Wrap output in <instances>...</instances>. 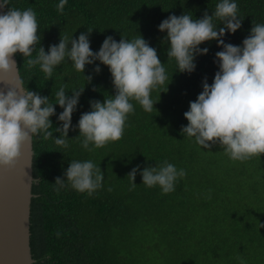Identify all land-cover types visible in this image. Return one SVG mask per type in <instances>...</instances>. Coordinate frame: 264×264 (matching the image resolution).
Returning a JSON list of instances; mask_svg holds the SVG:
<instances>
[{
    "label": "trees",
    "instance_id": "1",
    "mask_svg": "<svg viewBox=\"0 0 264 264\" xmlns=\"http://www.w3.org/2000/svg\"><path fill=\"white\" fill-rule=\"evenodd\" d=\"M220 0H67L63 14L59 0H10L20 10L31 7L38 21L40 44L47 52L59 43L60 35L77 38L92 29L90 46L98 51L104 39L112 36L132 39L138 34L164 64L169 80L151 94V113L135 102L122 139L87 151L81 147L76 128L82 113L90 111V101L103 102L114 96L111 75L99 64L86 65L77 72L70 60L54 69L46 79L39 66L28 71L24 58L15 56L25 88L54 101L61 84L67 95L84 87L67 148L52 139L32 140V199L30 208V247L33 264H264V155L246 161H233L219 145L211 150L198 146L181 133L187 125L184 113L202 91L205 80L211 85L219 70L215 54L222 48L217 41L196 56L192 73H179L174 60L166 55V32L159 24L169 15L190 13L200 19L211 15ZM242 26L226 33L225 43L240 46L249 35L252 22L264 23V0H235ZM219 27V21L215 22ZM35 55V53H34ZM92 76L90 83L83 76ZM167 83H169L167 85ZM56 107L53 128L60 127ZM53 131V139L59 133ZM90 147H94L90 145ZM92 160L103 172L102 187L91 196L70 187L57 192L54 182L63 177L73 161ZM167 161L186 176L178 179L175 190L163 194L159 187L148 188L139 171ZM140 166L130 190L127 174ZM109 188L111 191H109Z\"/></svg>",
    "mask_w": 264,
    "mask_h": 264
},
{
    "label": "clouds",
    "instance_id": "2",
    "mask_svg": "<svg viewBox=\"0 0 264 264\" xmlns=\"http://www.w3.org/2000/svg\"><path fill=\"white\" fill-rule=\"evenodd\" d=\"M66 4L67 0H59L57 11L63 14ZM216 21L223 26L218 28ZM241 26L235 0H220L211 15L205 12L200 19H194L190 13L169 15L158 26L161 33L167 34L166 55L169 61H175L179 73L195 70L196 56L208 52L200 45L217 41V47L222 48L215 54L219 70L211 85L205 78L202 91L189 103L184 113L187 125L182 126L181 133L204 149L219 145L233 161L264 155V23L252 22L242 45L225 43V34H234ZM38 28L37 15L31 7L20 10L11 7L10 0H0V83L6 85L0 90V169L14 168L21 148L30 144L34 136L45 141L52 139L55 145L67 148L72 115L84 91V87L73 90L69 96L67 85L61 84L52 101L25 88L15 60L17 54L24 58L26 70L39 66L46 79L66 59L79 73L97 61L94 73L101 71L99 65L108 69L115 95L104 98L102 103L90 101L91 110L82 113L76 125L81 147L89 152L122 139L127 118L134 112L132 101L143 111L153 112L157 102L151 94L169 80L157 50L139 34L132 39L121 37L119 42L108 36L94 52L89 41L92 29H88L77 38L60 35L59 43L50 45L46 52L42 46L37 47L41 41ZM83 78L87 83L92 80L91 75ZM55 106L62 109L57 116L61 126L53 128L50 118L56 115ZM50 129L59 137L53 139ZM139 170L137 165L127 174L130 190L136 187ZM139 174L146 187H159L163 194H168L175 190L177 180L186 176V171L164 161L158 166L144 167ZM103 179V172L92 160H73L53 185L57 192L70 187L91 196L102 187ZM257 227L264 228V223L257 221Z\"/></svg>",
    "mask_w": 264,
    "mask_h": 264
},
{
    "label": "water",
    "instance_id": "3",
    "mask_svg": "<svg viewBox=\"0 0 264 264\" xmlns=\"http://www.w3.org/2000/svg\"><path fill=\"white\" fill-rule=\"evenodd\" d=\"M5 88L0 83V90ZM32 158L31 142L21 148L14 168L0 169V264H33L30 247Z\"/></svg>",
    "mask_w": 264,
    "mask_h": 264
}]
</instances>
